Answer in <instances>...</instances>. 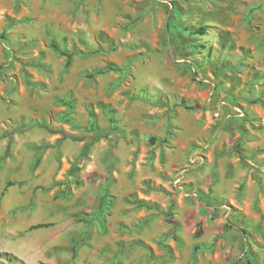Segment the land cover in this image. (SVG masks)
Here are the masks:
<instances>
[{"label": "rangeland", "instance_id": "rangeland-1", "mask_svg": "<svg viewBox=\"0 0 264 264\" xmlns=\"http://www.w3.org/2000/svg\"><path fill=\"white\" fill-rule=\"evenodd\" d=\"M0 264H264V0H0Z\"/></svg>", "mask_w": 264, "mask_h": 264}, {"label": "trees", "instance_id": "trees-1", "mask_svg": "<svg viewBox=\"0 0 264 264\" xmlns=\"http://www.w3.org/2000/svg\"><path fill=\"white\" fill-rule=\"evenodd\" d=\"M205 32H206V27H202V28L198 29V31H197V33H198L199 35H202V36L205 35ZM54 48H55V49H56L61 55L66 56L67 59H68V60H67V63L70 64L71 59H72L71 54L68 53V52H66V51H63L61 48H59V47L56 46V45L54 46ZM101 138H103V135L99 134V135L95 138L94 141L89 142V143L86 145V147H85L86 150H89V149L91 148V146H92L94 143H96L98 140H100ZM152 141L154 142L155 139H152ZM10 144H11V142L9 143L8 148H10ZM6 157H7V154L4 155V156L1 158V161L4 160ZM39 227H41V226H38V227H35V228H39Z\"/></svg>", "mask_w": 264, "mask_h": 264}]
</instances>
